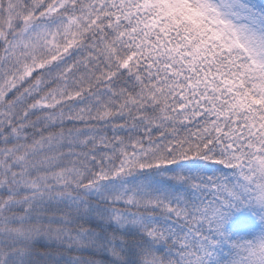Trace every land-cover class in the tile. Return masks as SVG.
I'll return each mask as SVG.
<instances>
[{
	"label": "snow or ice",
	"instance_id": "obj_1",
	"mask_svg": "<svg viewBox=\"0 0 264 264\" xmlns=\"http://www.w3.org/2000/svg\"><path fill=\"white\" fill-rule=\"evenodd\" d=\"M0 264H264V0H0Z\"/></svg>",
	"mask_w": 264,
	"mask_h": 264
}]
</instances>
